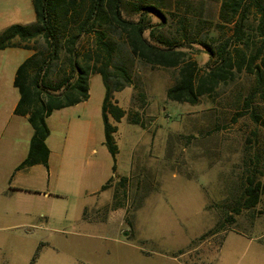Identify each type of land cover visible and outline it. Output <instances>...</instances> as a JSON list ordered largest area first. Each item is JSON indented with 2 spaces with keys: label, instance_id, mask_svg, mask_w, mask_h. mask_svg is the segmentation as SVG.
Instances as JSON below:
<instances>
[{
  "label": "rangeland",
  "instance_id": "1",
  "mask_svg": "<svg viewBox=\"0 0 264 264\" xmlns=\"http://www.w3.org/2000/svg\"><path fill=\"white\" fill-rule=\"evenodd\" d=\"M88 3L77 0L79 19ZM138 4L159 8L164 23L158 24L157 14L138 10ZM121 9L126 18L144 14L149 26L144 34L152 42L171 43L187 53L175 66L152 64L132 52L125 30L110 22L102 26L113 48L110 84L91 73L87 103L55 111L48 122L61 140L63 120L84 108L82 114L94 122L91 157L104 163L102 179H111L106 188L78 197L36 196L22 220L16 212H3L0 194V264H246L254 253L253 262L263 264L264 250L256 243L264 241V189L253 207L244 201L247 176L253 172L255 181L264 183V127L245 110L255 75L238 64L261 43L255 7L245 12L240 38L234 37L240 10L234 12L228 1L122 0ZM32 22V0H0V33L11 24ZM25 42L41 52L39 57L46 55L42 35ZM220 46L228 48L232 60L225 79L196 103L167 97L181 65L191 61L199 82L207 76L206 62H219ZM76 51L99 52L93 32L81 37ZM67 56L61 42L46 82L68 76ZM79 60L84 62L81 54ZM120 67L131 81L123 87L115 85L125 81ZM106 93L110 107L124 110L119 119L114 111L108 114L116 126L114 158L104 142L100 112ZM251 102L264 115L261 95H253ZM136 115L142 125L129 121Z\"/></svg>",
  "mask_w": 264,
  "mask_h": 264
},
{
  "label": "trees",
  "instance_id": "2",
  "mask_svg": "<svg viewBox=\"0 0 264 264\" xmlns=\"http://www.w3.org/2000/svg\"><path fill=\"white\" fill-rule=\"evenodd\" d=\"M227 1L234 12L240 10L235 25V38H240L242 35V25L248 7L253 5L258 13L257 29L261 34V43L250 56H242L238 64L240 67L245 66L247 71L255 75L256 85L250 97L245 100V110L255 122L264 127V115L259 113L251 102V97L256 93L260 94L264 100V5L258 0H223V3ZM32 5L35 22L14 23L0 33V49L8 46H23L32 50V53L18 65L14 76V85L20 94L15 113L26 114L33 129L28 153L18 167L37 162L48 165L49 148L45 140L49 134V127L46 117L55 109L87 99L89 94L87 82L91 73H100L105 84L107 86L110 84L108 66L113 48L111 41L106 38L105 30L102 29L105 23L110 22L125 30L132 52L146 62L175 66L187 53L186 50L171 43L160 45L152 42L144 34L149 27L144 23V14L153 12L160 18L158 24L164 23L163 13L154 5L138 4V10L143 9L145 13L135 19L126 18L123 15L122 0H89L81 19H79L80 12L77 11V0H32ZM88 32L94 33L95 44L99 50L94 55L76 51L81 37ZM38 34L43 36L47 47L46 55L42 58L39 57L41 52H37L25 42ZM15 37H18V40H15ZM61 42L65 45L68 54L69 74L55 84H51L46 82L45 76L52 62L59 57ZM208 52L210 59L212 50L208 48ZM218 52L219 62L210 66V61H207L206 65L209 68L207 76H203L199 82H197L198 71L191 61L181 65L178 80L166 89L167 97L172 100L196 103L200 94L212 89L217 80L225 79L229 73L226 67H231L232 60L228 55V48L220 46ZM80 54L84 62L79 60ZM101 57L104 61L100 60ZM258 59L259 62H257ZM119 72L125 81H116L117 87L131 83L126 69L120 67ZM108 100V93H106L101 114L104 142L114 158L116 144L113 132L116 126L109 122L108 114L114 111L115 118L119 119L124 114V110L118 106L110 107ZM129 121L142 125L137 115L130 117ZM247 179L244 204L246 207H253L263 192L264 183L255 181L253 172L247 176ZM109 180L101 186V189L107 187Z\"/></svg>",
  "mask_w": 264,
  "mask_h": 264
},
{
  "label": "crops",
  "instance_id": "3",
  "mask_svg": "<svg viewBox=\"0 0 264 264\" xmlns=\"http://www.w3.org/2000/svg\"><path fill=\"white\" fill-rule=\"evenodd\" d=\"M31 53V49L23 46L0 49V183L3 184L0 194L3 197V212H16L18 220L24 219V213L30 211L32 199L36 196L40 198L68 194L78 197L82 193L99 191L109 180L108 177L102 179L104 163L99 158L91 157L96 152L95 147H88L94 135V122L87 113L82 114L85 112L84 108L63 120L66 133L61 140H56L48 122L53 112L76 110L81 105L84 106L89 97L55 109L46 117L49 127L45 140L49 148L47 166L37 162L18 167L28 153L33 129L26 114L15 113L20 94L14 85V76L18 65ZM100 107L102 108V103ZM85 163L88 164L86 168ZM22 223L23 221H19L17 224ZM256 244L257 249L262 252L264 241ZM255 256L254 253L251 258H247L246 264H261L256 263L259 260L253 262L257 259Z\"/></svg>",
  "mask_w": 264,
  "mask_h": 264
}]
</instances>
